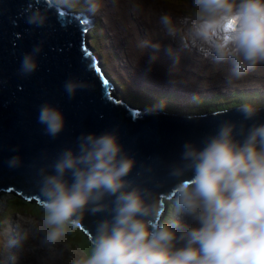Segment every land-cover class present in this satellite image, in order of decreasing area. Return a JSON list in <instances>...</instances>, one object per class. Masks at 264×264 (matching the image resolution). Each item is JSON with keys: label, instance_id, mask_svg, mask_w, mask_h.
I'll use <instances>...</instances> for the list:
<instances>
[{"label": "clouds", "instance_id": "9594fccd", "mask_svg": "<svg viewBox=\"0 0 264 264\" xmlns=\"http://www.w3.org/2000/svg\"><path fill=\"white\" fill-rule=\"evenodd\" d=\"M80 0H34L24 10L26 23L44 27L49 13L72 9ZM91 14L100 0H84ZM191 12L167 13L159 23L178 49L196 50L213 63L230 64L226 82L244 78L264 65V0H190ZM171 52V49L168 50ZM42 43L25 52L18 75L37 71ZM64 91L73 99L89 81L70 77ZM146 109L155 115L163 110ZM239 121L220 120L199 143L187 140L179 159L164 164L140 163L121 143L119 126L81 132L75 147L61 149L50 164L39 167V195L44 215L20 217L7 242L17 264L30 238H39L52 259L67 264H264V120L254 102L235 109ZM228 111L220 114H227ZM37 122L51 138L66 126L63 111L50 102L38 108ZM17 151V149H13ZM11 169L22 159L11 156ZM171 208L191 223L164 213ZM96 221L90 254L74 251L65 242L68 229L80 228L85 215Z\"/></svg>", "mask_w": 264, "mask_h": 264}, {"label": "water", "instance_id": "95a60500", "mask_svg": "<svg viewBox=\"0 0 264 264\" xmlns=\"http://www.w3.org/2000/svg\"><path fill=\"white\" fill-rule=\"evenodd\" d=\"M34 0H0V191H13L25 201L41 203L38 169L50 164L65 147H75L81 132L101 133L119 126L121 143L140 163H152L156 174L166 175L164 164L179 159L182 144L213 132L223 119L239 121L240 114H212L199 118H176L160 114H143L134 118L125 106L106 97L107 85L88 52L92 21L85 15L53 8L44 27L26 23L24 10ZM42 43L37 57L39 67L32 75H18L23 53ZM70 77L89 81L91 89L78 90L73 99L64 91ZM44 102L58 106L66 118L64 130L51 138L37 122L38 108ZM260 116L264 120V110ZM17 149L18 152L13 151ZM19 155L22 165L11 169L6 161ZM96 216L85 215L80 226L88 234L95 229Z\"/></svg>", "mask_w": 264, "mask_h": 264}, {"label": "rangeland", "instance_id": "374dc122", "mask_svg": "<svg viewBox=\"0 0 264 264\" xmlns=\"http://www.w3.org/2000/svg\"><path fill=\"white\" fill-rule=\"evenodd\" d=\"M100 3V11L90 13L98 22L93 43L99 45L106 68L112 75L124 82L127 90L129 87L131 92L139 95L140 99L136 101L127 98L130 103L133 101L134 105L154 108L159 104L151 100L157 98L151 92L162 93L160 95L166 99L173 97L176 105L184 106L183 112H191L189 101L200 97L212 98L214 93L226 97H230L233 92L264 94V65L257 66L244 78L229 84L225 77L230 64L213 63L196 50L181 52L165 34L159 23L160 16L167 13L175 20L177 16L190 13V0H100ZM82 5H86L84 0H80L76 7ZM170 93L173 95L168 96ZM117 95L120 97L119 93ZM189 116L202 117L194 114ZM11 198L0 196V264H12L10 257L16 250L9 247L7 242L14 235L18 219H38L44 215L39 208L20 204L15 199V204L6 205ZM179 219L191 223L187 217L180 215ZM65 242L72 250L80 251L85 258L90 254V244L79 232L69 228ZM17 264H67V257L50 258L37 237L30 238Z\"/></svg>", "mask_w": 264, "mask_h": 264}, {"label": "bare ground", "instance_id": "6f19581e", "mask_svg": "<svg viewBox=\"0 0 264 264\" xmlns=\"http://www.w3.org/2000/svg\"><path fill=\"white\" fill-rule=\"evenodd\" d=\"M67 12L69 13H80V14H83L85 15V19L86 21H92L93 22V25L91 26V28L89 29V35L90 33L92 32V30L94 29V27L96 25H98V22H95V18L93 16L90 15L89 12L87 11H78V10H74V9H65ZM90 46L92 47L93 49V52H88V54L91 56V58L96 62L95 63V68L97 69L98 73L100 74V76L102 77L103 81L110 86L111 89H106V97L107 98H111V100L123 105L126 107V109H128L129 111L131 112H136L134 113L133 117L134 118H141L143 116V114L146 113V109H151L153 111H156L157 108H152V107H142V108H139V107H136L134 106L133 104H131L129 101H128V97H127V93L128 92H131L129 90V87H128V90H127V86L124 82H121L119 81L118 78H116L115 76L112 75V73L110 72V70H108L106 67V61L104 59V56L102 55L101 53V50H100V53L96 52L94 47L92 46V43H93V40H92V37L90 35ZM94 44V43H93ZM96 46L99 47V45L96 44ZM100 49V47H99ZM110 73V74H109ZM186 79L188 78V76H185ZM115 80H117L118 82L116 83ZM119 84H124L125 86V90L121 89ZM117 93H119L120 97L117 95ZM133 93V92H132ZM139 93H142V91H140ZM152 94H155L156 97L157 95H160L162 93H153L151 92ZM234 93V92H233ZM136 94V93H134ZM171 94V93H170ZM173 94H171L172 96ZM148 106V105H147ZM144 108V109H143ZM233 108H237V107H232L230 109H227V111L229 110H232ZM261 110H264V108H261ZM165 110H162V111H159L157 114H162V115H165V116H171V117H176V118H191L189 115H192V114H188L186 115V113H188V111H184L181 109V112L180 113L176 110H174V112L176 111V113L178 114H174L173 113H169V112H164ZM225 110H222V111H215V112H212V113H206L203 116H207V115H212V114H217L218 113H221V112H224ZM186 115V117L184 116ZM195 115V114H194ZM184 116V117H183ZM189 116V117H188ZM8 195H10L12 198V200H16L18 201L20 204H23V205H26V206H35L36 208H39L41 210V212H43V209H42V204L41 203H37L36 200H34L33 198H30L29 201H25L20 195L16 194L15 192L13 191H8L7 193L4 192V191H0V196L2 197H7ZM13 195V196H12ZM9 200L7 202L6 205H9ZM12 204H15V203H12ZM168 210H169V207L168 209L166 210V212L164 213L165 216H167L168 214ZM170 215L172 216V218L174 219H179V214L176 213L173 209L171 210L170 212ZM71 229V228H70ZM76 232H79L90 244V234H88L87 232H85L84 230L82 229H77V230H74ZM74 247V246H73ZM76 249V248H75ZM77 250V249H76ZM80 252V251H79ZM81 253V252H80ZM84 256V255H83Z\"/></svg>", "mask_w": 264, "mask_h": 264}, {"label": "trees", "instance_id": "16d2710c", "mask_svg": "<svg viewBox=\"0 0 264 264\" xmlns=\"http://www.w3.org/2000/svg\"><path fill=\"white\" fill-rule=\"evenodd\" d=\"M74 10H78V11H88L87 10V6L82 5L81 7H76V8H72ZM98 28V25H96L94 27V29L92 30V32L90 33L92 40H95V30ZM92 46L94 47L95 51L100 53V49L98 46H96V44L92 43ZM110 74V73H109ZM115 82L117 83L118 81L115 80ZM120 88L125 90V86L124 84H119ZM143 94L149 95V93L147 92H143ZM145 95V96H146ZM176 95V94H175ZM168 96H171V94H169ZM127 97L128 98H132L133 101H136L138 99H140L138 94H134L132 92H128L127 93ZM152 98V97H151ZM166 98L162 95H157L156 100L154 98H152L151 100L153 102H157L159 105L162 103L163 104V110H165L164 112H169V113H173L174 110L178 111L180 113L181 109L184 106H180V105H176V103H174L173 101H176L175 99H173V97L170 98ZM133 101L131 102V104H133ZM167 101V103H166ZM245 101H250V102H254L255 105L257 107L264 108V94H261L260 92H254V93H247V92H234L231 94L230 97H226L224 95H220L217 93H214L212 95V98H204V97H200V98H195L194 100H191L188 102V104L191 106V112L186 113V115L188 114H195V115H204L206 113H212L215 111H222V110H227L230 109L232 107H238V105L242 102ZM134 105V104H133ZM136 107L142 108L143 106L141 105H134ZM187 106V105H186ZM149 107V106H147ZM157 106H155V108H157ZM144 109V108H143ZM147 109V108H145ZM176 111L174 112V114H178L176 113ZM182 112V111H181ZM183 113V112H182ZM10 196V195H8ZM13 196V195H12ZM15 200L10 199L9 203H13ZM172 208L171 206H169V210H168V214L167 216L170 215Z\"/></svg>", "mask_w": 264, "mask_h": 264}]
</instances>
